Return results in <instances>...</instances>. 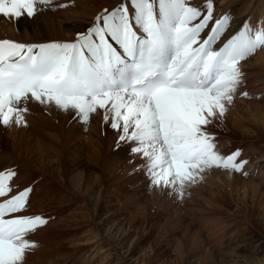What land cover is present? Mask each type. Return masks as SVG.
Segmentation results:
<instances>
[{"label":"snow or ice","instance_id":"snow-or-ice-1","mask_svg":"<svg viewBox=\"0 0 264 264\" xmlns=\"http://www.w3.org/2000/svg\"><path fill=\"white\" fill-rule=\"evenodd\" d=\"M50 5L0 0V17H33ZM213 13L214 0L202 6L119 0L71 42L0 39V124L26 123L30 101L70 112L85 125L100 110L145 162L150 186L180 197L213 167L240 173L246 164L237 161L240 151L222 155L207 129L233 102L240 62L264 48V25L245 21L228 35L231 16ZM16 175L0 170V264H24L37 247L27 237L47 223L40 215H17L27 210L31 188L19 190Z\"/></svg>","mask_w":264,"mask_h":264},{"label":"rangeland","instance_id":"rangeland-1","mask_svg":"<svg viewBox=\"0 0 264 264\" xmlns=\"http://www.w3.org/2000/svg\"><path fill=\"white\" fill-rule=\"evenodd\" d=\"M100 1L99 7L102 6ZM117 1L119 2V0H115L107 9L115 7L118 3ZM220 2V0H214V18H219L224 13H227L231 16L232 20L235 15H232L227 10L223 9L224 11L215 12V7ZM259 3L264 4V0H260ZM259 14L257 12L253 21L248 16L243 23L248 21L254 28L264 25V20H262L263 16L261 17ZM243 23H241V26ZM205 32H207V29ZM259 54L264 55V48L258 49L245 60L253 61L258 66L260 62L258 60L256 61L255 57ZM243 66L240 64L243 77L234 95L232 104L227 106L225 115L209 125L207 130L214 134L217 149L222 155L227 156L237 150L240 151V156L237 158V161H246L241 172L248 173L245 176L252 178V181L255 183L254 186L246 185L247 190L245 184L238 183L235 186L237 191L233 190L231 195L228 194L229 196H226L224 194L222 197L219 190L220 187L215 185V183H219L220 185H218L221 186L220 181L222 180H218V176L215 173L220 170H225V172L228 170L213 167L202 174L203 179L198 180L194 184H188L184 188L182 197L177 196L175 192L167 189L162 199L160 198L158 202L155 201L154 204H150L149 219L147 222H143L141 215L135 218V221H130V211L134 210L133 208L135 206L132 209H119L122 201H128L129 194L133 193L129 190L131 189L130 185H136L135 188L139 186L145 188L141 193L142 198L148 197L153 190V187L150 186L151 181L145 173V162L140 158H135L138 154L135 155L131 152L132 145L130 142H120L118 140L112 144L113 146L107 144L105 148L103 147L105 149H103V155L100 153L102 159L120 155H124L123 157L125 159L127 157L129 158V156L132 157L128 159L129 164H127L126 168L122 167L120 169L117 166L119 170L117 172L119 173L111 177L110 181L103 187L100 180L99 182L92 181V179L102 176L103 173L101 171V164L95 158V145L93 146L90 141H85L86 143L83 145V158L81 157L78 160V169L83 175L87 174L89 176V186L95 182L96 185L91 194L87 195L84 199L74 194L72 188L67 189L64 187L62 181L58 179L54 165L49 167L51 170L39 171L40 167L37 168V166H41L43 162L44 164H48L46 159H43V162L39 160L38 163L35 158V151L26 153L24 152L25 147L20 146L23 148V152H21L22 148H18L16 151L21 152V156L24 155L22 157H25L29 164V170L31 169L29 172H25V169H22L24 173L22 185L23 189L27 186L29 188L30 186L31 192L27 202V210L17 215H40L47 221L45 225L37 228L34 233L27 237L28 240L34 241L37 247L26 254L24 264L32 262H36L37 264V260H43V264H195L193 255L200 257L201 264H211L217 261L219 263V260L222 258L225 262L224 264H226V262L230 263L228 260L232 258L227 256L225 251L220 250L223 253L218 251L217 239L219 241L224 239L223 241L226 243L227 238L225 236H228V239L230 236L236 238L239 235L243 236L246 231H249L251 233L248 237H252L255 240L258 239L264 245V168L259 166L261 163H264V159L257 166L252 163L256 154L253 148H263L264 150V128L259 121L256 122L250 116L246 101H256L253 104L254 106H261V104L264 106V102L258 101L262 97L259 94V85L256 88L253 86L255 83L252 79L249 80L256 72H253L251 69H246ZM261 67L262 65L257 70V75L264 71ZM245 92L248 94L247 96L241 95V93ZM246 123L254 126L257 134H253V131L245 127L244 124ZM244 130H249L248 133L255 136L253 138H242L241 132ZM9 132L10 129H6L5 137H9ZM26 135L27 132L18 134L17 136L23 137ZM253 141L255 143H251ZM32 143L31 141L30 144ZM117 151L120 154H117ZM33 154L34 156H32ZM33 161L37 163V166ZM94 164L97 165L96 170L94 169ZM33 168L34 170H32ZM210 177L214 178L216 182L210 180ZM122 181H133V183L129 184L127 188H119V192H117L116 187ZM37 182H40V184ZM114 186L116 187L114 188ZM210 188L213 190L212 194L210 193ZM253 190L256 191L253 192ZM245 191L246 193L244 194L243 192ZM99 196L101 197L98 199ZM168 196L171 198L170 205L172 204L168 206L170 208L169 217L164 212V214L159 213L162 210L161 206L166 207L169 204ZM236 198L238 202H236ZM95 202L99 208L94 211L93 204ZM242 202L245 204L244 208L241 207ZM177 212L187 220L194 217V231L196 233L200 232L199 234L201 235L198 238L200 242L198 244L199 247L196 248L198 250L195 252V249L192 250L191 248L188 256L179 255L174 249L173 244L175 240H181L183 243V231L185 230L184 225L180 224L176 228L178 220L175 219V215ZM199 215L204 216L203 219ZM167 218L168 222L172 221V223L165 225ZM228 221L230 222L229 224H227ZM223 222L228 227L226 225L224 227ZM112 223H118L123 233L118 236L115 235L114 237L112 234L114 231L111 233V229H108ZM203 247L206 248L204 249ZM249 256H252V258L261 257L263 254L252 252Z\"/></svg>","mask_w":264,"mask_h":264},{"label":"bare ground","instance_id":"bare-ground-1","mask_svg":"<svg viewBox=\"0 0 264 264\" xmlns=\"http://www.w3.org/2000/svg\"><path fill=\"white\" fill-rule=\"evenodd\" d=\"M99 1L100 0H51V5L49 7L42 8L33 17H27L25 15L20 17L18 20L16 19L9 20L0 17V39L6 38L24 44H43L50 42L74 41L76 39L77 33L86 32L87 29L92 26L96 15L102 12L103 8L110 7L115 0H101L100 1L102 5L101 7L98 6ZM220 1L221 4L219 3V5L218 4L216 5L215 12L217 11L218 13L219 11L221 12L227 10L228 12L232 13V15H235V17L232 18V20L230 21L228 35L234 34L235 32L239 31L241 27V23H243L245 18H247L248 16H250L251 21H253L257 12L260 13L259 15L261 17L263 16L262 20H264V14H263L264 4L259 3L260 0H220ZM189 3L192 6L193 5L199 6L205 3V0H189ZM61 4H65L68 6L59 7V5ZM255 60L256 61L258 60V62H260V65H262L261 68L264 70V55L259 54L257 57H255ZM240 64L244 65L243 66L244 68L251 69L253 72H256L254 74L252 73L253 75L251 76V78H249V80L252 79V81L255 83L253 85L254 87L258 88L257 85H259L260 87L259 94L262 97L259 98L258 101H261L263 103L264 102V71H262L257 75V70L260 68V65L259 64L258 66L255 65L256 63H253V61L245 60ZM255 102L256 101L253 100L246 101V104L248 105V109H249L248 112L250 113V116L253 117V119L256 122L259 121L261 126L264 128V106H262V104L261 106H254L253 104H255ZM27 109L28 111L24 114L26 123H22L21 125L18 126L13 120L10 126H4L0 124V170L14 169L17 172V175L14 177L12 183L18 185L19 190H23L22 178L24 177V173L22 169H25V172L27 171L29 172L31 170V169L29 170L28 167L29 164L27 163L25 157H22L24 155L21 156V152H23L22 147H25L24 152L26 153H28L29 151H35V155H36L35 158L38 161V163L39 160L43 162V159H46V162L48 164H44L43 162L41 166H37V163L33 161L36 164L37 168L40 167L39 171L43 170L44 172L51 170L49 167L54 165L55 168L54 167L53 168L58 174V179L62 181V184H64V187L67 189L72 188L74 190V194L81 197L82 199L86 198L87 195L91 194L93 188H95L96 185L95 181L99 182L100 180V182L103 184L104 187L110 181L111 177L119 173L117 172L118 170L117 166H119V168L121 169L122 167L126 168L127 164H129L128 159L132 158L131 156H129V158L127 157L126 159L123 157L124 155L102 159L103 149L107 146V144L112 145L113 143L118 141L119 135L121 134L117 130L112 129L110 123H106L104 121L102 111L98 110L96 114L91 116L87 125H85L79 119L75 118L72 113L59 111L55 106H45L30 101L27 104ZM244 125L245 127L249 128L251 131H253V134L256 133L255 131L256 128L254 126L247 123ZM6 129H10L9 137H5ZM248 131L249 130H244L243 132H241L242 138L243 137L253 138V136H255V135H250ZM25 132H27L26 136L23 137L17 136L18 134H24ZM31 141L33 142L32 144H30ZM85 141H90L91 144H93V146L95 145V149H94L96 154L95 158L101 164V171L103 173V175L101 174L102 176L92 179V181L95 180L94 181L95 183H92L91 186L88 185L90 179L89 176L87 174L83 175L82 172H80L78 169L79 167L78 160L81 159L83 155L84 152L83 145L86 143ZM251 143H255V141ZM18 148H22L21 149L22 151L17 152L16 149ZM253 150H255L254 153L256 154L254 156V160L252 163L253 165L257 166L264 159V150L263 148H257V149L253 148ZM100 153L102 155H100ZM118 153L119 151H117V154ZM32 156H34V154ZM135 158L137 159L140 157L137 155ZM259 166L261 168H264V163H261ZM96 168L97 165L94 164V169L96 170ZM32 170H34V168ZM228 171L225 172V170L224 171L220 170L215 173L219 177V178L217 177V179L222 180L220 181L222 184L221 186H219L220 185L219 183H218L219 185L215 183L216 180L214 178L210 177V180L215 181L214 182L215 185L220 187L219 190L221 192L222 197L224 194L226 196L231 195V192L233 190H236L235 186L238 185V183L245 184L246 189H247L246 185H251V186L255 185V183L252 181V178L250 176H245L243 174L244 171L240 173H233ZM133 181L131 182L122 181L121 182L122 184L120 183V185H118L117 187L114 186V188L116 187V191L119 192V188L120 189L124 187L127 188L129 187V184L133 183ZM40 182L37 183L40 184ZM135 186L136 185L133 186L130 185L131 189L129 190L130 192L133 193L129 194L128 201L127 200L122 201L121 205L119 206V209H126V208L132 209V207L135 206L133 208L134 210L130 211V216H129L131 219L130 221H135V218H138L139 215H141V218H143V222L145 223V221L147 222L149 219L148 216L149 208H150L149 206L154 204L155 201L158 202L160 198L162 199V196L163 195L165 196V192L167 188L153 187V190L150 192V195L148 197L142 198L141 193L143 192V190H145V188H143L142 186L140 187L139 185H137L139 187L135 188ZM25 188H28V186ZM209 190L210 193L212 194L213 190L211 188ZM255 191L253 190V192ZM243 193L245 194L246 191ZM100 197L101 196H99L98 199ZM168 199H169L168 200L169 204H167L166 207L161 206L162 210L159 212V213L164 212L166 216L170 215L169 213L170 208H168V206L172 205V204L170 205L171 198L169 196ZM214 199L216 198L214 197ZM253 201L252 203H254ZM96 202L93 204L94 211L97 210V208H99L97 207ZM236 202H238L237 198H236ZM244 206L245 204L244 202H242L241 207L244 208ZM199 217L203 219L204 216L199 215ZM193 218L194 217L187 220L185 217L179 215L178 212L175 215V219L178 220L176 223V228L179 227V224L184 225L185 227V230L183 231L184 233L183 243L181 240H175L173 244L174 249L179 255L181 254L188 256V253L191 248L192 250L195 249V252L198 250V249L196 250V248L199 247L198 244L200 242L198 238H200L201 235L199 234L200 232L196 233L194 231L193 225L195 219L193 220ZM170 223H172V221L168 222V218H167L165 225ZM229 223L230 222L228 221L227 224ZM225 225L226 224L224 223V227ZM108 229L109 230L111 229L110 230L111 233L114 231L112 233L114 237L115 235L118 236L121 233H123L120 226H118V223L110 224ZM250 233L251 232L246 231V233L244 234L245 236L239 235L236 238L230 236L229 239L228 236H225V238H227L226 243L225 241H223L224 239L219 241V239L216 238L218 242L217 243L219 249L218 251L219 252L225 251L227 256H230L232 258L231 260H228L230 261V263L226 262V264H264V245L258 239L255 240L252 239V237H248ZM214 238L213 240H215ZM222 243L224 244L222 245ZM252 252L262 253L263 256L252 258V256H249V254ZM193 260L195 264H201V259L199 256L196 257V255H193ZM37 261H38L37 264H43L42 262L43 260H37ZM217 262L211 264L225 263L223 261V258L219 260V263ZM29 264H36V262H32Z\"/></svg>","mask_w":264,"mask_h":264}]
</instances>
